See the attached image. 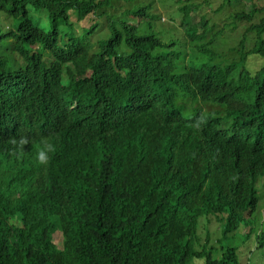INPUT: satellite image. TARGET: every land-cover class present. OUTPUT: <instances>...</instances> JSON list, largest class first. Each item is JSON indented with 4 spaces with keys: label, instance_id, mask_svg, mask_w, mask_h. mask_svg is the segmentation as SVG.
<instances>
[{
    "label": "trees",
    "instance_id": "obj_1",
    "mask_svg": "<svg viewBox=\"0 0 264 264\" xmlns=\"http://www.w3.org/2000/svg\"><path fill=\"white\" fill-rule=\"evenodd\" d=\"M242 1L0 0V264H264V14ZM242 22L254 46L218 47ZM240 69L243 127L207 123Z\"/></svg>",
    "mask_w": 264,
    "mask_h": 264
},
{
    "label": "clouds",
    "instance_id": "obj_2",
    "mask_svg": "<svg viewBox=\"0 0 264 264\" xmlns=\"http://www.w3.org/2000/svg\"><path fill=\"white\" fill-rule=\"evenodd\" d=\"M250 2H253L250 1ZM249 3L248 1H242L241 3L232 4L233 7H238L240 9H243L245 5ZM254 3V2H253ZM255 4V3H254ZM256 5V4H255ZM258 8V6L256 5ZM213 10H217V7H215ZM212 22H217L219 20H222V14L219 11L218 16H212L211 17ZM241 24V23H240ZM250 24V23H248ZM239 25V24H238ZM237 25V26H238ZM215 26V25H211ZM236 26V27H237ZM216 27V26H215ZM219 27H216L215 30H217ZM200 34L203 32L201 28H199ZM252 31L246 30L247 33H251ZM246 35L240 36L238 35H232L228 36L225 32V37L218 39L219 45L221 49L227 51H231V49H236L238 47L239 42L246 38ZM248 43V39H247ZM246 43V47L248 48ZM226 53V54H227ZM250 57H258L262 59L261 65L258 69L252 70L249 66V60ZM264 65V57L261 55H249L247 58V64L246 67L248 70L254 74L258 70H260ZM258 79L255 76H247L243 73V70H237L233 72H229L226 82L224 84V87L226 89V99H224L222 102L218 103L215 107L211 108L210 115L208 116L207 123L214 122V121H220L222 123L227 122L229 123L230 128H242L243 127V121L245 119V109H244V98L243 95L249 91L251 88H257ZM253 104V101L251 102ZM211 114H214L215 117L213 118ZM12 143L19 146H24L27 143V140L25 137L21 136L18 140H13ZM53 145L51 143H42V146L37 149L34 156V161L40 166H46L49 161V154L53 151Z\"/></svg>",
    "mask_w": 264,
    "mask_h": 264
},
{
    "label": "rangeland",
    "instance_id": "obj_3",
    "mask_svg": "<svg viewBox=\"0 0 264 264\" xmlns=\"http://www.w3.org/2000/svg\"><path fill=\"white\" fill-rule=\"evenodd\" d=\"M198 2H202L203 0H197ZM253 2L261 9V15H258L253 23H258L261 20L262 14H264V0H253ZM119 6L116 5L115 6V11L118 10ZM204 10L206 12H208V16H209V21L212 23H214V25L216 27H220L222 24V20H219L217 22H212L211 21V17L214 16L213 15V9L215 8V5H204ZM167 11H175L176 10V6L173 4H169L166 7ZM114 11V12H115ZM205 12V13H206ZM166 11H162V14H166ZM118 15V14H117ZM120 16V15H118ZM175 19L178 21L179 17L175 16ZM161 22L165 23L166 22V18L163 16ZM251 27V24H248L246 22H242L241 24H239L237 27H233L232 25H230L227 29H226V35L228 36H232V35H246V30L249 29ZM7 27L5 26V29ZM101 28H105V25L103 24V26H101ZM247 39H248V43L247 46L248 48H252L254 46L255 43V33H247ZM262 62V59L258 58V57H250L249 60V66L252 70H256L260 67ZM263 191V189L261 190V192ZM262 215L264 216V211L262 210ZM214 227V226H213ZM213 229V228H212ZM53 241L54 243L58 246L61 247L62 246V242H63V237H62V233L60 232H55L53 234Z\"/></svg>",
    "mask_w": 264,
    "mask_h": 264
},
{
    "label": "bare ground",
    "instance_id": "obj_4",
    "mask_svg": "<svg viewBox=\"0 0 264 264\" xmlns=\"http://www.w3.org/2000/svg\"><path fill=\"white\" fill-rule=\"evenodd\" d=\"M6 118V117H5ZM1 135V134H0ZM3 135V134H2ZM263 144V143H262ZM261 145V144H260ZM11 164V163H10Z\"/></svg>",
    "mask_w": 264,
    "mask_h": 264
}]
</instances>
